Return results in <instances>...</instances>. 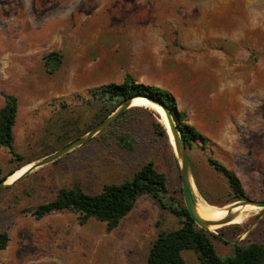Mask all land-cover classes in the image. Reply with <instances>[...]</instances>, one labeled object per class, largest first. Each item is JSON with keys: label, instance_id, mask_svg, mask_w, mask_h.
Returning a JSON list of instances; mask_svg holds the SVG:
<instances>
[{"label": "rangeland", "instance_id": "374dc122", "mask_svg": "<svg viewBox=\"0 0 264 264\" xmlns=\"http://www.w3.org/2000/svg\"><path fill=\"white\" fill-rule=\"evenodd\" d=\"M50 53L60 58L47 65ZM126 73L169 92L207 140L187 151L195 203L206 213L233 203L208 156L235 173L247 199L264 201V0H0V108L5 94L16 98L19 157L0 147V179L84 136L101 112L91 91ZM131 104L82 146L0 188V233L8 237L0 264H146L157 232L180 226L168 209L183 204L179 161L166 131L168 143L152 128H164L162 113ZM148 162L166 177L167 193L160 202L140 196L110 231L69 211L32 216L61 188L96 194ZM259 212L209 226L218 256H231L235 244L264 245ZM182 258L200 264L192 251Z\"/></svg>", "mask_w": 264, "mask_h": 264}, {"label": "trees", "instance_id": "16d2710c", "mask_svg": "<svg viewBox=\"0 0 264 264\" xmlns=\"http://www.w3.org/2000/svg\"><path fill=\"white\" fill-rule=\"evenodd\" d=\"M59 58L56 53H50L46 56L48 61L46 60L45 64L49 65L51 60L58 61ZM91 96L93 101H99L101 105L98 122L111 114L124 100L135 96H150L162 102L174 113V120L187 151L206 145L207 140L186 122L184 112L175 109L174 100L169 92L156 86L140 84L130 74L126 73L119 84L109 83L92 90ZM3 98L4 104L0 108V147L6 149L13 157L19 158L13 152L12 134L17 101L12 95L5 94ZM125 114L126 112L113 123H117ZM152 128L155 134L167 142L165 129L160 124L153 123ZM207 162L225 179L231 202L247 200L241 182L234 172L211 156H208ZM15 171L7 176L13 175ZM166 193V177L148 162L138 168L129 179L119 184L104 185L96 194H88L78 188H61L52 200L35 207L32 216L40 219L54 212L69 211L78 215L81 224L91 218L104 222L106 229L110 231L132 210L140 196L149 195L160 202ZM168 209L180 218L181 224L177 228L157 232L149 249L146 264H185L182 258L184 251H192L200 264H264L263 244L251 243L247 246L235 244L231 256L220 257L211 241V238L216 237L197 228L182 203L168 206ZM234 228L238 229V226L235 225ZM7 242V234L0 233V250L6 247Z\"/></svg>", "mask_w": 264, "mask_h": 264}, {"label": "water", "instance_id": "95a60500", "mask_svg": "<svg viewBox=\"0 0 264 264\" xmlns=\"http://www.w3.org/2000/svg\"><path fill=\"white\" fill-rule=\"evenodd\" d=\"M134 98H143L145 99L150 105L157 106L161 109L162 115L170 131L172 138H173V151L176 158L179 161V177H180V189L182 195L183 205L193 223L196 225L197 228L201 229L204 232H208L212 235L215 234L214 231H209L208 227L212 225L221 224L224 226L226 223L231 221L233 216L229 214L231 209L227 210V214L225 217L219 221H206L201 219L196 213V203L194 200L193 192H192V183H191V168L190 162L187 154L186 147L181 139L179 129L177 124L174 120L173 112L166 107L162 102L150 97V96H135L129 99L124 100L111 114H109L106 118L98 122L94 125L84 136L74 139L73 141L67 143L61 149L57 150L56 152L52 153L49 156L44 157L40 161H36L35 163H31L30 166L24 173H22L19 177L11 181L10 183H5L6 178L0 179V188L3 187H10L15 184L17 181L28 175L30 172L34 171L35 169L44 166L46 164L52 163L55 160L61 158L65 154L71 152L72 150L82 146L86 142H88L96 133H99L109 127L116 119H118L125 111L131 108V100ZM165 129V128H164ZM236 204L241 205H252L255 206L260 210L257 215V219L264 215V201H255L251 199L236 201ZM233 205V206H235ZM221 227V226H220ZM225 241L236 243L238 239L229 241L225 239L223 236L219 235Z\"/></svg>", "mask_w": 264, "mask_h": 264}, {"label": "bare ground", "instance_id": "6f19581e", "mask_svg": "<svg viewBox=\"0 0 264 264\" xmlns=\"http://www.w3.org/2000/svg\"><path fill=\"white\" fill-rule=\"evenodd\" d=\"M138 99L140 100H143V101H137ZM144 101H146L145 99L143 98H134L131 100V103L132 102H135L136 104L138 105H146L147 103H145ZM132 105V104H131ZM134 105V104H133ZM149 107L153 108L154 111L158 112V113H162L161 112V109L157 106H153L150 105V104H147ZM161 117L163 118L164 120V117L163 115H161ZM164 128H165V131L167 133V135L169 136L168 138H170V142L172 143L173 145V138H172V135L170 133V131L168 130V127L166 125V122L164 120ZM28 169V168H27ZM27 169H25L24 171H26ZM24 171L18 173L14 178H11L9 180H7L8 177H6V181L5 183H10L11 181H13L14 179H16L17 177H19L22 173H24ZM235 202L229 204V205H226V206H223L221 208H216L214 212L212 213H206V210L204 207H202L201 205L197 204L196 203V213L197 215L203 219V220H206V221H214V222H219L221 221L225 215L228 213L227 210L228 209H231L229 214H231L233 216V218L231 219V221H229L228 223L226 224H229L230 222L234 221L235 219V222L239 223L240 222V219L239 218H236L237 215L242 211V210H245V209H250V208H256L255 206H252V205H248V204H245V205H241V204H236L235 206ZM225 224V225H226ZM212 226H222L221 224H218V225H212ZM211 231V230H209Z\"/></svg>", "mask_w": 264, "mask_h": 264}]
</instances>
